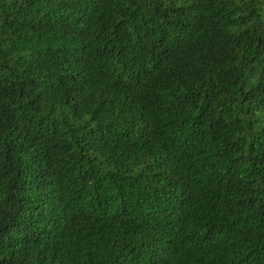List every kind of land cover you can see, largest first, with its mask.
Listing matches in <instances>:
<instances>
[{"label":"trees","instance_id":"trees-1","mask_svg":"<svg viewBox=\"0 0 264 264\" xmlns=\"http://www.w3.org/2000/svg\"><path fill=\"white\" fill-rule=\"evenodd\" d=\"M0 264H264V0H0Z\"/></svg>","mask_w":264,"mask_h":264}]
</instances>
